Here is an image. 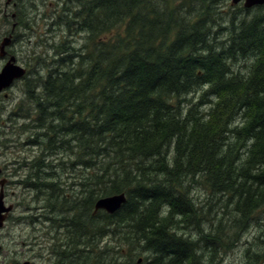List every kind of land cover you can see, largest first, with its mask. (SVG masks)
<instances>
[{
    "label": "trees",
    "instance_id": "obj_1",
    "mask_svg": "<svg viewBox=\"0 0 264 264\" xmlns=\"http://www.w3.org/2000/svg\"><path fill=\"white\" fill-rule=\"evenodd\" d=\"M73 2L64 12L86 33L82 54L56 46L40 56L52 64L44 77L25 69L19 78L28 108L17 120L28 119L29 140L71 150L64 167L80 169L66 196L59 181H45L43 159L28 166H39L27 184L48 224L67 229L62 238L49 231L50 264H216L264 206V9L223 24L218 0ZM195 86L203 102L186 99ZM195 183L226 196L207 228ZM119 193L116 211L93 213L99 197ZM257 245L246 264L264 261Z\"/></svg>",
    "mask_w": 264,
    "mask_h": 264
},
{
    "label": "rangeland",
    "instance_id": "obj_2",
    "mask_svg": "<svg viewBox=\"0 0 264 264\" xmlns=\"http://www.w3.org/2000/svg\"><path fill=\"white\" fill-rule=\"evenodd\" d=\"M34 3H38L39 6ZM16 4V10L10 13V16L15 13V17L8 21L6 13L8 3L6 0H0V42L4 36L9 38L7 35H11L9 33L12 32L14 36L6 50L9 55L15 57L17 64L25 67L27 76L35 80L39 76H45L52 64L50 63L49 67L44 65L45 61L41 64L40 56L52 54V58L56 46L64 45L67 47L64 49L67 50L65 54L72 55V58L82 54L86 33L73 28V15L71 13L74 10L71 7L74 6L75 2H67V0H16ZM67 6L71 11L69 14L64 12V7ZM258 6H262V9H259ZM217 7L215 20L217 22L221 20L223 24H228L232 16L240 19L247 14L253 15L264 9V5L247 8L243 6V2L231 5V0H218ZM8 10H13V6H10ZM225 33L226 31L220 34L217 39L221 40L227 35ZM240 60L239 57L236 63H239ZM6 61L7 57L0 56V70ZM245 61L249 63L250 59ZM24 82L25 79H18L14 84L0 92V179L6 173L13 175L11 178L8 177L6 187L8 194L13 195V197L8 198V201L17 203L12 218L0 228V264H20L25 260L29 261V264H50L54 259V254L51 251V247H53L51 240L54 233L50 234L49 231L56 232L59 238H62L67 229L65 227L62 230L55 229L52 222L48 224L43 201L34 200L35 191L27 184L32 179L31 176L34 172L39 171V166L36 165L35 171L30 170L28 166L33 168V164L37 163L36 158L43 159L42 162L38 161L40 168L45 170L46 174L52 173L50 178L45 175V181H59L62 184L59 187L64 189L63 192L66 196L70 194V186H67L66 182H68L69 177L71 180L73 176H79L78 170L80 169L74 165L73 169L64 167L69 159L67 154L71 150L61 149L47 152L29 140L27 134L32 136L30 133L32 127L28 128L27 125L24 127L21 124L28 122V119L17 120V116L28 108L27 102L23 101L27 98ZM37 85L34 89L35 93L38 92ZM39 87L41 88V85ZM186 99L197 103L203 102L206 96L202 94V87L195 86L193 93L186 96ZM16 106L18 111H15ZM187 107V104L180 103V108L186 109ZM207 107L208 105H204L200 108L204 111ZM12 112H14L13 116H11ZM26 129L28 130L26 131ZM45 171L41 172L44 174ZM191 188L190 194L194 201L202 207V211L204 209L200 225L206 227L215 222V210L225 204L226 196L214 194L209 187L200 183L193 184ZM219 197H221V202L217 200ZM209 205H211V209L207 212ZM70 214L68 213V215ZM255 215L257 218L254 219L253 224L248 225L242 233L239 230L241 234L238 238L240 240L233 243L234 245H231L233 247H225L223 251H220L219 258L213 257L218 260L216 264H246L245 250L248 247L254 248L256 244H258L259 249L264 247V237H261L264 235V206L257 209ZM207 216L210 217V221L206 219ZM187 232L195 237L197 235L193 229H189ZM112 242L117 251L120 241L113 238ZM142 257H144V253L137 256L140 260ZM204 264L208 263L204 262ZM261 264H264V261Z\"/></svg>",
    "mask_w": 264,
    "mask_h": 264
},
{
    "label": "water",
    "instance_id": "obj_3",
    "mask_svg": "<svg viewBox=\"0 0 264 264\" xmlns=\"http://www.w3.org/2000/svg\"><path fill=\"white\" fill-rule=\"evenodd\" d=\"M9 1V0H7ZM241 0H231V4H237ZM264 4V0H243V6L250 8L255 5H261ZM8 41V39H5L4 42L0 45V55H4L3 51V45ZM25 72V69L14 63V58L11 56L4 64L2 69L0 70V91L8 87L14 80L20 78ZM3 184V180L0 181V185ZM125 201V194L119 193V194H112L107 196H101L99 197L95 203H94V211L102 209L106 211L107 213H113L116 211L121 204ZM8 208L3 207L2 202V189H0V228L3 225L4 220V214H2V210L7 211ZM22 264H27V261L23 262Z\"/></svg>",
    "mask_w": 264,
    "mask_h": 264
},
{
    "label": "flooded vegetation",
    "instance_id": "obj_4",
    "mask_svg": "<svg viewBox=\"0 0 264 264\" xmlns=\"http://www.w3.org/2000/svg\"><path fill=\"white\" fill-rule=\"evenodd\" d=\"M63 1H66V0H63ZM10 6H13V10H8V8ZM16 6H17L16 0H13V1L9 0L8 6H7V10H6L7 20L8 21L15 17V15H14L15 13L12 16H10V13H12V12H14V10H16ZM9 34H11V35H9L8 41H7L6 45L4 46L5 56H6V52H7L6 48L8 47V45L11 44L12 38L14 36L12 34V32H10ZM2 176H4V175H2ZM8 177L11 178V177H13V175H11L10 173L9 174L6 173V175L4 177H1L2 179H0V181L3 180V184L0 185V189H2L3 207L4 208H8L7 211L2 210V214H4V223L3 224H5L7 221H9L12 218V213H13V211L15 210V208L17 206V203H15L14 201H8V198L13 197V195H9L8 194V188L6 187L7 186L6 184H7V181H8Z\"/></svg>",
    "mask_w": 264,
    "mask_h": 264
},
{
    "label": "bare ground",
    "instance_id": "obj_5",
    "mask_svg": "<svg viewBox=\"0 0 264 264\" xmlns=\"http://www.w3.org/2000/svg\"><path fill=\"white\" fill-rule=\"evenodd\" d=\"M248 243V242H247Z\"/></svg>",
    "mask_w": 264,
    "mask_h": 264
}]
</instances>
